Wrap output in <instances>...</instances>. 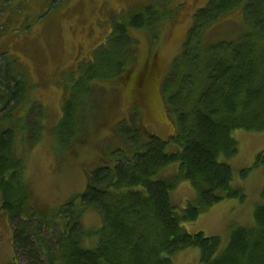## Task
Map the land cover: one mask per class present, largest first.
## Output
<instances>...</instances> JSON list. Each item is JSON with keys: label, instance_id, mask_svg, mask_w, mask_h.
I'll use <instances>...</instances> for the list:
<instances>
[{"label": "rangeland", "instance_id": "1", "mask_svg": "<svg viewBox=\"0 0 264 264\" xmlns=\"http://www.w3.org/2000/svg\"><path fill=\"white\" fill-rule=\"evenodd\" d=\"M208 3L209 0H0V90L5 92L4 101L14 96L22 101L12 122L19 121L22 126L16 132L22 137L19 151L27 165L30 204L38 218L32 224L37 225L40 219L46 221L42 234L53 248L55 237L68 222L60 211L69 204H73L69 208L82 207L81 195L90 173L103 160H114L115 152L128 153L125 136L129 132L134 139L142 135L148 138L147 132L152 131L169 139L175 132V118L162 93L163 81L183 50L195 13ZM144 14L154 17L155 25L149 29L130 28L131 19ZM123 27L124 41L118 33ZM248 27L244 12L238 8L215 25L208 40L234 41ZM131 37L138 40V59L132 73L120 81L118 70L127 67ZM152 57L154 62L141 72L151 89L145 90L143 85L146 103L137 109L132 91L138 84L139 70L148 66ZM12 78L18 82L11 85ZM152 94L154 101L150 103ZM67 101L72 104L74 117L61 129ZM235 135L238 152L228 163L233 169L232 188L242 191L244 198L226 197L196 221L183 223L189 232L220 236L222 246L236 226H255L254 211L262 203L264 188V167L255 166L257 154L264 151V132L242 129ZM28 137L38 140L32 142ZM169 149L175 150L174 146ZM178 166L176 163L167 168L162 177L176 174ZM171 194L174 205L182 210L198 199L189 181H181ZM2 216L0 263L15 264L14 226L6 214ZM82 220L88 229L100 228L103 223L97 209L85 210ZM55 222V227L48 225ZM35 244L38 247L36 241ZM201 255L200 248L180 251L173 264H202ZM19 262L27 264L23 259Z\"/></svg>", "mask_w": 264, "mask_h": 264}, {"label": "trees", "instance_id": "2", "mask_svg": "<svg viewBox=\"0 0 264 264\" xmlns=\"http://www.w3.org/2000/svg\"><path fill=\"white\" fill-rule=\"evenodd\" d=\"M238 8L244 12L248 31L234 41L210 43L209 32ZM155 20L139 15L131 19L130 28L149 29ZM124 27L118 32L123 41ZM131 39L127 67L118 70L120 81L132 73L138 59V40ZM153 58L139 70L132 91L137 109L146 103L143 85L151 89L141 72ZM14 82L18 80L9 83ZM163 82L175 132L169 139L153 131L147 132L148 138L134 139L129 132L128 153L115 152L114 160H103L90 173L82 207L69 208V204L60 211L68 222L55 237L54 248L42 234L46 221L32 224L37 216L30 204L27 165L19 151L22 137L16 132L22 126L12 122L22 101L15 96L4 101L5 92L0 90V215L6 214L14 226L15 264L21 259L27 264H173L176 254L191 248L201 249L202 264H264V188L262 203L254 211L255 226H236L224 246L220 236L189 232L183 226L226 197L245 196L232 188L228 159L238 152L235 131L264 132V0H209L195 13L183 50ZM71 105L64 103L61 129L74 117ZM176 163V174L163 178V171ZM255 166L264 167V151L257 154ZM181 181L191 182L198 192L197 201L183 210L174 205L171 194ZM87 209L101 211L100 228L84 226Z\"/></svg>", "mask_w": 264, "mask_h": 264}]
</instances>
